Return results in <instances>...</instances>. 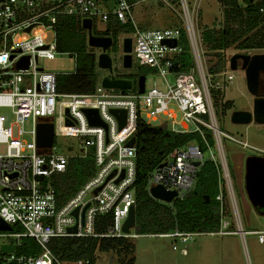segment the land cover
<instances>
[{
  "label": "built area",
  "instance_id": "built-area-1",
  "mask_svg": "<svg viewBox=\"0 0 264 264\" xmlns=\"http://www.w3.org/2000/svg\"><path fill=\"white\" fill-rule=\"evenodd\" d=\"M132 1L0 0V219L11 227L9 231L0 230V238L13 239V243L2 245L15 246L13 252H3L0 247V264H90L89 259L62 261L49 248L50 241L130 237L124 233L123 225L131 207H135L136 143L127 144L135 136L139 118L148 123L145 118L157 121L160 116L166 117L161 126L174 132L199 133L206 150L195 142L173 150L164 165L148 176L149 195L152 197L153 186L161 185L167 191L177 192L173 201L183 199L195 188L200 167L210 160L218 173L216 200L220 204V224L213 232L174 230L158 236L186 242L189 237L201 234H238L245 243V236L252 234L264 245V230L247 231L242 227L222 138L261 157H264V145L251 146L222 131L214 107V94L225 91L234 80L231 56L226 57L227 50L220 51L226 57L225 67L220 72H210L209 51L203 48L192 17L194 9L189 8L188 0H178L184 26L156 30H141L136 26L133 10L142 0ZM252 1L260 3L259 11L264 14V0ZM238 5L246 8L249 0H238ZM61 16L78 18L81 26L84 19H90L92 29L94 23L105 24L106 29L110 20L131 24L134 30L120 35L122 69L112 71L111 75L123 77L132 68L123 67V41L129 37L132 66L135 62L138 67H148L160 77L161 86L154 82L147 89L145 84L144 92L140 93L137 78L136 85L120 92L104 88L101 81L90 94L60 92L59 75L45 72L38 61L61 54L57 49L56 26ZM46 31L53 33L52 42L46 41ZM166 41H175L176 45L170 46ZM26 58H29L28 67L18 69V64ZM187 60L191 64L184 67ZM134 87L136 91H132ZM85 109H96L104 126L91 125ZM112 109L127 111V122L121 130ZM26 121L32 122L30 130L24 129ZM50 123L54 125V140L63 134L80 138L79 154H55L54 142L51 149L38 147V126ZM207 131L211 132L214 145L209 144ZM25 134L31 140H24ZM90 155L94 159L93 174L69 199L62 200L52 183L53 177L66 173L71 158L84 159ZM173 201L160 202L172 204ZM229 213L235 219V230L228 220ZM104 214L111 215V222L106 232L99 234L97 218ZM74 226L76 231L71 232ZM26 238L34 240L38 252H17ZM173 248L177 249L176 242Z\"/></svg>",
  "mask_w": 264,
  "mask_h": 264
},
{
  "label": "trees",
  "instance_id": "trees-1",
  "mask_svg": "<svg viewBox=\"0 0 264 264\" xmlns=\"http://www.w3.org/2000/svg\"><path fill=\"white\" fill-rule=\"evenodd\" d=\"M133 0L132 2H136ZM223 11L222 25L218 29H206L202 32L203 42L208 46L209 70L217 73L224 69L226 57L220 51L234 47L240 52L264 49V14L260 13V3L249 0L246 8H241L237 0H219ZM57 49L60 53L71 52L76 56V70L72 74L58 78V89L62 93H85L95 91L99 83L97 73L98 54L93 48H88V33L80 19L73 16H61L57 22ZM131 24H121L110 20L102 32L93 31L95 36H107L113 39L111 52H120V35L131 33ZM184 39V33L182 35ZM188 49V45H184ZM190 60L186 61L187 67ZM143 74L129 70L118 79H131L136 85L137 78ZM132 91H136L135 87ZM226 109L232 107L231 102L224 104ZM136 180L135 192V235L167 234L174 230L184 233L213 232L220 224V204L216 200L218 190V173L215 164L206 160L197 174L195 188L183 199H176L167 204L153 199L147 191L148 176L157 169L175 149L186 146L190 142L203 144L199 133H178L166 126H151L141 118L138 119L136 132ZM210 145H214L211 132H206ZM94 159L71 158L65 174L55 176L52 183L62 200L69 199L93 174ZM111 222V215H99L96 230L99 234L106 232ZM126 238H53L49 243L51 251L62 261L72 263L76 260H90L95 264L94 254L101 252H118L130 250V245L124 244ZM123 249V250H121ZM39 248L31 238H26L18 253L34 254Z\"/></svg>",
  "mask_w": 264,
  "mask_h": 264
},
{
  "label": "rangeland",
  "instance_id": "rangeland-1",
  "mask_svg": "<svg viewBox=\"0 0 264 264\" xmlns=\"http://www.w3.org/2000/svg\"><path fill=\"white\" fill-rule=\"evenodd\" d=\"M243 1V0H241ZM189 8L194 9L192 17L197 26L198 34L202 39V32L206 29H218L222 25L223 11L219 0H188ZM181 8L178 0H142L134 6L133 14L136 26L141 30H156L170 26L182 27L180 18ZM104 31L105 24L94 23L93 31ZM96 30V31H97ZM47 42L54 39L53 33L46 31ZM203 40V39H202ZM203 48L208 46L202 42ZM88 48H92L88 45ZM99 55L101 49L93 48ZM258 50H251L250 53H258ZM107 53L112 58V70H121L120 58L122 50L115 55L109 49ZM240 52L234 47L227 49L226 57ZM38 66L45 72L63 75L72 74L76 70V56L71 52L57 54L54 58H42ZM143 71L146 78V88L149 89L154 82H159L160 77L154 74L148 67L137 66L134 62L131 72ZM123 72V71H122ZM99 82L110 75L107 69L97 68ZM234 80L228 88L214 94L213 101L216 112L218 127L234 136L236 139L247 142L251 146L263 147L264 145V124L252 121L249 124H235L231 121L234 111L252 110L253 95L248 91L245 72L239 67L233 71ZM161 86V85H160ZM120 92L121 90H117ZM231 102L232 107L226 109L225 102ZM145 118V115H143ZM145 120L151 126H161L166 117L160 116L159 120ZM170 127V122L168 123ZM18 127L14 129L16 131ZM32 128V122L26 121L25 130ZM24 140H31V136L25 134ZM223 148L229 162L231 176L234 185L235 200L239 211L242 227L244 230H264V215L259 214L251 204L245 188V160L248 156L256 153L242 148L239 144L222 138ZM55 154L80 153V138L73 135L63 134L54 140ZM214 153L217 154L216 147ZM207 153H205V157ZM228 220L237 229L232 213L228 214ZM134 228L131 229V236L126 238L124 244L130 245V250H123L119 255L117 252H101L97 250L94 254L95 264H110V257H113V264H264V245L260 244L257 237L252 234L245 236V243L241 235H196L189 237L186 242L181 238H168L155 234L135 235ZM13 239L0 238V247L3 243H13ZM176 242L177 249L173 248ZM39 251V250H38Z\"/></svg>",
  "mask_w": 264,
  "mask_h": 264
},
{
  "label": "water",
  "instance_id": "water-1",
  "mask_svg": "<svg viewBox=\"0 0 264 264\" xmlns=\"http://www.w3.org/2000/svg\"><path fill=\"white\" fill-rule=\"evenodd\" d=\"M82 28L87 31V43L92 48L101 49L98 55V67L110 71L108 77L102 79V86L106 89L116 90H129L132 88L133 82L126 79H116L112 73V58L107 51L113 45V39L107 36L93 35L92 22L90 19L82 21ZM170 46H175V41H166ZM132 39L125 38L123 41V67L130 69L132 67ZM28 60L20 62L17 66L18 69L28 67ZM231 69L233 71L240 68L245 72L246 84L248 91L253 95L252 110L234 111L231 116V121L235 124H249L252 121L264 124V53H239L234 54L230 58ZM145 76L141 75L138 79L139 92H144ZM84 112L88 117L91 125L104 126L98 111L96 109H85ZM111 113L116 117L119 130H121L127 122V111L125 109H112ZM70 125V122H67ZM54 142V125L53 124H40L38 126L37 145L40 148L51 149ZM136 138L132 137L127 145L134 146ZM164 164H161L162 167ZM198 166L199 162H195ZM245 188L248 198L254 208L264 207V157L261 156H248L245 160ZM153 198L170 203L177 196L175 191H167L163 186H153L150 190ZM87 206L85 207V209ZM77 216V209L74 211ZM261 215H264L262 212ZM136 223L135 207H131L128 218L123 225L124 233L130 234L131 229L134 228ZM0 230L9 231L11 227L0 219ZM71 232L76 231V226L70 229ZM1 251L13 252L15 246L2 245ZM113 257H110V264H113Z\"/></svg>",
  "mask_w": 264,
  "mask_h": 264
},
{
  "label": "flooded vegetation",
  "instance_id": "flooded-vegetation-1",
  "mask_svg": "<svg viewBox=\"0 0 264 264\" xmlns=\"http://www.w3.org/2000/svg\"><path fill=\"white\" fill-rule=\"evenodd\" d=\"M111 49V48H110ZM263 80H264V75L262 76ZM126 79V78H125ZM139 79V77H138ZM128 80H131V79H128ZM132 81V80H131ZM133 82V81H132ZM133 86V85H132ZM263 92H264V89H263ZM255 210L259 213V214H262V212H264V207L263 208H255Z\"/></svg>",
  "mask_w": 264,
  "mask_h": 264
},
{
  "label": "crops",
  "instance_id": "crops-1",
  "mask_svg": "<svg viewBox=\"0 0 264 264\" xmlns=\"http://www.w3.org/2000/svg\"><path fill=\"white\" fill-rule=\"evenodd\" d=\"M250 1H252V0H250ZM237 2H238V0H237ZM256 50L259 51L258 53H264V49H256ZM239 67H240V66H239Z\"/></svg>",
  "mask_w": 264,
  "mask_h": 264
},
{
  "label": "bare ground",
  "instance_id": "bare-ground-1",
  "mask_svg": "<svg viewBox=\"0 0 264 264\" xmlns=\"http://www.w3.org/2000/svg\"><path fill=\"white\" fill-rule=\"evenodd\" d=\"M113 71V70H112ZM116 79H118V78H116ZM126 80H128V79H126ZM101 82H102V80H101ZM135 137V136H134ZM136 143V142H135ZM252 156V155H251ZM253 156H256V155H253ZM129 235H131V234H129Z\"/></svg>",
  "mask_w": 264,
  "mask_h": 264
}]
</instances>
